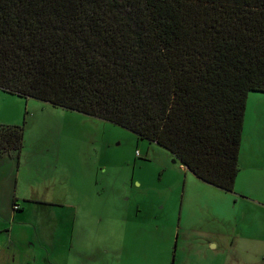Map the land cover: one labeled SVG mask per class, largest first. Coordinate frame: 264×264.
Here are the masks:
<instances>
[{
    "label": "trees",
    "instance_id": "1",
    "mask_svg": "<svg viewBox=\"0 0 264 264\" xmlns=\"http://www.w3.org/2000/svg\"><path fill=\"white\" fill-rule=\"evenodd\" d=\"M0 88L118 123L232 190L264 0H0ZM22 144L0 124V152Z\"/></svg>",
    "mask_w": 264,
    "mask_h": 264
},
{
    "label": "rangeland",
    "instance_id": "2",
    "mask_svg": "<svg viewBox=\"0 0 264 264\" xmlns=\"http://www.w3.org/2000/svg\"><path fill=\"white\" fill-rule=\"evenodd\" d=\"M245 112L253 145L244 152L253 146L264 153V91L248 92ZM0 124L23 126L19 153L0 159V264L181 263L176 231L185 168L165 146L113 121L3 88ZM17 168L18 191L33 199L11 219L4 193L15 192ZM185 188L196 189L189 182ZM183 204L206 206L201 195ZM243 211L236 203L230 214ZM257 244L264 250L263 239ZM237 249L243 246H234V256ZM201 258L190 264H205Z\"/></svg>",
    "mask_w": 264,
    "mask_h": 264
},
{
    "label": "crops",
    "instance_id": "3",
    "mask_svg": "<svg viewBox=\"0 0 264 264\" xmlns=\"http://www.w3.org/2000/svg\"><path fill=\"white\" fill-rule=\"evenodd\" d=\"M245 115L246 112L244 113V125ZM244 125L238 155L241 166L235 176L232 190L224 189L203 180L177 158L183 168H185L184 190L176 231V254L181 260L180 264H190V262L194 261L196 255L199 258L202 257L201 259L205 261V264H245L248 254L251 255V260L255 259L258 261V259L263 260L264 258V250L259 248L257 244L258 238L264 240V205H262L264 204V153L258 152L256 147L254 150L252 146L251 153L245 154L244 148H247L249 144L253 145V142L249 141L251 135L245 133ZM245 136L248 144L244 140ZM12 153L15 154L13 150L0 152V159L3 158V155ZM14 170L17 171L16 177L14 176V182L16 181L15 192L9 196V190L7 189L4 193V198H6L5 208L10 207L8 213L11 215L7 218L11 219L16 217V210L26 208V204L33 199L32 193L27 190L23 191L21 189L18 191L17 182L20 171L19 168ZM189 171L193 172L194 175ZM185 182H189L196 189L185 188ZM31 186L30 192L34 191ZM198 195L204 197L206 202L205 209L203 207L201 210H197L190 204H183L185 198L186 202L189 203L191 199L195 200L198 198ZM14 201L17 203L16 205H14ZM25 202L26 204H24ZM236 203H240L242 208H244V213L234 212L230 214ZM186 213L187 218H185ZM200 213H203L206 219L203 220L204 223L202 218L196 219V216L200 215ZM247 213L252 214L250 221L247 220ZM183 218H185L187 224L182 223ZM196 220L197 223H195ZM200 222L202 224L198 225ZM233 223L236 227L232 225ZM8 239L10 241V237ZM195 241L198 242V247ZM237 244L243 246V251L237 249L236 252L239 251V253L234 256L232 252ZM231 257L232 259L236 257L237 262L230 259Z\"/></svg>",
    "mask_w": 264,
    "mask_h": 264
},
{
    "label": "water",
    "instance_id": "4",
    "mask_svg": "<svg viewBox=\"0 0 264 264\" xmlns=\"http://www.w3.org/2000/svg\"><path fill=\"white\" fill-rule=\"evenodd\" d=\"M176 159H177V158H176V157H174V159H173V160L175 161Z\"/></svg>",
    "mask_w": 264,
    "mask_h": 264
}]
</instances>
